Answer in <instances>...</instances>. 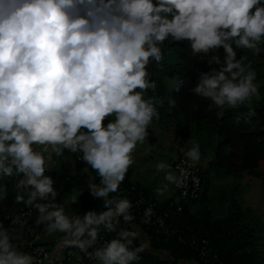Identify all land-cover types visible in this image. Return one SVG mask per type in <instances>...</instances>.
Returning a JSON list of instances; mask_svg holds the SVG:
<instances>
[{
  "label": "clouds",
  "instance_id": "9594fccd",
  "mask_svg": "<svg viewBox=\"0 0 264 264\" xmlns=\"http://www.w3.org/2000/svg\"><path fill=\"white\" fill-rule=\"evenodd\" d=\"M166 41L185 42L209 66L189 89L207 101L206 112L252 111L262 98L264 81L248 54L264 52V0H0V180H14V201L24 207L0 219V264H43L20 243L33 226L53 238L54 252L75 249L91 264L139 261L146 245L129 227L133 202L119 193L159 106L175 104L154 94L150 70L162 67ZM188 143L182 163L194 166L200 144ZM61 160L72 175L83 163L79 175L97 207H71L84 190L60 195L49 173ZM154 168L162 173L158 196L183 187L179 165L180 175L164 160ZM7 195L0 183V202ZM154 214L148 206L141 219L149 223ZM102 231L114 235L102 239Z\"/></svg>",
  "mask_w": 264,
  "mask_h": 264
},
{
  "label": "trees",
  "instance_id": "16d2710c",
  "mask_svg": "<svg viewBox=\"0 0 264 264\" xmlns=\"http://www.w3.org/2000/svg\"><path fill=\"white\" fill-rule=\"evenodd\" d=\"M164 47L166 51L162 67L150 68L152 79L157 83L154 94L171 97L175 104L170 105L165 100L164 104L159 106L160 122L154 124L158 128H165L160 132L161 136H170L169 150H174L173 154H175L170 161L172 167L174 160L180 154V149L190 147L189 141L199 142L201 154L207 157V160L201 158L198 162L201 168L199 197L193 201L180 202L182 211L174 215L171 225L173 235L166 237L161 229L144 223L132 211L135 217L133 223L140 228L149 242V249L139 254L140 259L136 264H179L184 260L202 264L197 253L189 245L179 243L178 237L206 238L218 254V260L213 264H264V206L252 208L240 203L232 198V191L219 197V209L222 211L224 208V212L215 215L212 212V197L208 195L210 178H214V174L235 180L241 179L243 174H246L261 180L264 196V98L252 102V111L247 106L241 105L236 109H225L219 116L206 112L204 106L207 101L195 97L189 89L194 84L197 73L207 71L209 66L204 59L193 57L185 42L170 44L166 41ZM260 57L264 65V52ZM254 65L255 63H252V66ZM176 80L184 81L178 92L172 91ZM193 102L199 105L195 110L192 107ZM170 118L174 119L173 122L169 121ZM148 141L151 142L149 137ZM147 143L142 147L150 151L151 148ZM225 145H230L232 151L225 154ZM74 181L81 185L82 190H86L84 182L77 179ZM0 183L6 184L8 192L6 199L0 202V208L5 207L12 213L18 212L23 205H17L14 201V180L4 178ZM123 184L120 195H124L130 186H135L147 199L157 204L159 212L176 197L174 187H172L174 192L172 197L159 200L154 194L155 191L148 185L131 181L127 177ZM87 193H84V197ZM86 198L88 199L89 196L84 200L90 202ZM35 217L34 210L33 214L27 217L29 225H32ZM33 230L40 232L42 226H33ZM112 235L114 234L108 233V237ZM30 240L28 231L25 230L20 243L32 253ZM41 243L50 247L54 257L58 259L66 257L67 249L59 256L54 253L50 244L42 241ZM79 256L83 262L88 260L83 253H79Z\"/></svg>",
  "mask_w": 264,
  "mask_h": 264
},
{
  "label": "built area",
  "instance_id": "2783aa9c",
  "mask_svg": "<svg viewBox=\"0 0 264 264\" xmlns=\"http://www.w3.org/2000/svg\"><path fill=\"white\" fill-rule=\"evenodd\" d=\"M72 158L73 160L75 159L74 156H72ZM182 160H184V157L183 153L180 151V154L174 160L173 169L176 170L177 175H180V169L184 170V185L182 188H176L173 186L176 197H174L173 200H171L168 205L161 210V212L158 211L157 204L151 199H147L142 191L137 190L135 186H130L124 193V195H126L133 202L132 211H134L138 217H142L143 211L146 207L151 206L153 208L155 214L153 215L151 221L146 224L158 227L163 231L166 237L173 235L174 233V231L171 230V225L174 220V215L182 211L180 202L193 201L199 197L201 187V168L199 163L193 166L190 163H182ZM76 165L80 168L84 166L82 162H76ZM177 165L180 166V169H177ZM123 185L124 184L122 182L120 189H123ZM21 210H24V207L20 208L18 212ZM18 212L12 213L9 210H6L5 207H1L0 219H4L6 216L15 215ZM33 212L34 210L28 214L27 217L31 216ZM160 221L163 223L161 224ZM5 222L6 224L8 223L7 220H5ZM41 233L42 230L40 232H34V230H32L31 232H28V235L31 238L29 246L32 248V254L38 258H43V264H49V261H51V264H91L89 260L83 262L81 258H77L76 250H72L71 253L68 250L66 257L63 259L54 257L50 247L41 243ZM100 236L102 239L109 238L108 233L103 231ZM177 240L183 245H189L197 253V256L202 264H213L218 260L216 250L213 249L206 238L188 239L186 237H178Z\"/></svg>",
  "mask_w": 264,
  "mask_h": 264
},
{
  "label": "rangeland",
  "instance_id": "374dc122",
  "mask_svg": "<svg viewBox=\"0 0 264 264\" xmlns=\"http://www.w3.org/2000/svg\"><path fill=\"white\" fill-rule=\"evenodd\" d=\"M242 54L245 53L246 50H239ZM249 59L252 63H255L252 66L257 72V80L264 81V65L262 64L263 60L260 57V54L257 56H252L250 53L248 54ZM261 94L262 98H264V84L261 86ZM260 99V100H261ZM254 102L259 101L253 99ZM252 101V102H253ZM174 120V119H173ZM171 118L169 121L173 122ZM159 123L160 121H155L154 123ZM150 127V136L149 138L153 143L156 144V147L159 149L158 152H150L148 155L149 150L144 149L142 145L138 146V151L135 154V162L133 163V167L137 170H141L142 173L144 172V176L147 180H150V187L154 190L156 187L159 186V182L162 178V173H156L154 168V164L156 161L164 160L165 162L170 164L172 151L169 150V146L171 142L169 140V135L161 136L160 132L163 131L164 127H157L155 124ZM157 123V124H158ZM163 125V124H162ZM155 126V127H153ZM160 126V125H159ZM182 130V127H180ZM155 139V140H153ZM148 143H150L148 141ZM147 143V144H148ZM159 144V146H157ZM152 149V148H151ZM173 157V156H172ZM142 167V168H140ZM211 176V175H210ZM172 189V188H171ZM233 191L232 198L238 200V202L243 203L245 205L251 206L252 208L256 207H263L264 206V196H263V187L261 180L255 176H248L243 174L241 179H232L231 177L223 178L214 174V178H210V186L208 195L212 197V212L216 215L218 213H223L224 208L222 211L219 209V197L223 194H229ZM174 194L169 191L168 195L172 196ZM157 198V197H156Z\"/></svg>",
  "mask_w": 264,
  "mask_h": 264
},
{
  "label": "crops",
  "instance_id": "0c3cea01",
  "mask_svg": "<svg viewBox=\"0 0 264 264\" xmlns=\"http://www.w3.org/2000/svg\"><path fill=\"white\" fill-rule=\"evenodd\" d=\"M155 140V139H153ZM150 143H153L152 141ZM156 145V144H154ZM148 146V144H147ZM157 146H159V144H157ZM156 147V146H155ZM158 152L159 149L156 148V149H151L149 152H148V155H150L149 153L150 152ZM172 153L174 152V150H172ZM160 152V151H159ZM67 155V154H66ZM175 154H172V156L174 157ZM170 157L171 160L173 159V157ZM207 156V154H206ZM201 158L203 160H207V157L203 156L201 154ZM134 166V165H133ZM133 166H130V169H129V174L126 175L127 178H129L131 181H135V182H140L144 185H150V180H147L146 177L144 176V172L142 173L141 170H137L135 169ZM76 169H77V175H72L71 174V171H70V168H71V165L68 163V162H63L62 160L61 161H58L53 169L51 170V172L49 173L50 175H52V177L54 178V180L56 181V184H55V187L60 191V195L61 196H69V195H75L77 194L79 191H82V187L81 185H79L78 182H75L74 179H77L78 181L80 182H86V177L85 176H82V175H79V169L76 165H75ZM142 168V167H140ZM79 176V178H78ZM86 184V183H85ZM149 188H151L149 186ZM152 189V188H151ZM153 190V189H152ZM172 192V189L170 190ZM84 193H87V190H84V192L78 197V203L75 204V205H72L71 207L74 208V209H80L81 211L83 209H86V208H89V207H97L100 203L99 200H93L87 193V196H89V198L87 200H89L90 202H86L84 200L85 196L84 197ZM155 196L159 199V200H166L172 196H169L168 193L165 194L164 196H158L156 194V192L154 193ZM129 227L133 228L135 231H137L139 233V237L140 239L138 240V242H142L146 245V250L149 249V242L148 240L146 239L145 235L143 234V232L140 230V228L135 224V223H131V225H129ZM52 239L51 237H45L42 233V235L40 236V240L45 243V244H50L52 250L54 249V244L52 242ZM65 251V249L63 250H58L56 252H54L55 254L57 255H62L63 252ZM179 264H196L195 262L193 261H181Z\"/></svg>",
  "mask_w": 264,
  "mask_h": 264
}]
</instances>
